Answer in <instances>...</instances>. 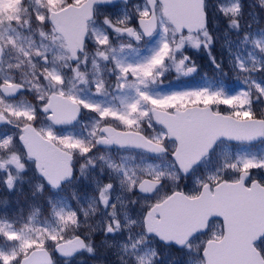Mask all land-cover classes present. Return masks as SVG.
Listing matches in <instances>:
<instances>
[{
	"label": "snow or ice",
	"instance_id": "snow-or-ice-1",
	"mask_svg": "<svg viewBox=\"0 0 264 264\" xmlns=\"http://www.w3.org/2000/svg\"><path fill=\"white\" fill-rule=\"evenodd\" d=\"M249 7L0 0V189L30 199L27 216L0 200V264H264V0Z\"/></svg>",
	"mask_w": 264,
	"mask_h": 264
},
{
	"label": "rangeland",
	"instance_id": "rangeland-1",
	"mask_svg": "<svg viewBox=\"0 0 264 264\" xmlns=\"http://www.w3.org/2000/svg\"><path fill=\"white\" fill-rule=\"evenodd\" d=\"M254 2L256 3L257 7L256 8H250L249 7V8L246 9V11H248V12H258L259 11V0H245V3L247 5H251ZM255 27H257V25L254 24L253 25V28H255ZM216 47L217 48H214L213 53L215 55L219 56L223 52V49H221L219 43L216 45ZM190 54L193 55V58L200 65L201 74H203L204 72H207L209 75L212 74L211 66L208 63V59H207V54L206 53L193 51ZM174 77H175V73H172V74H170L168 76V79L169 80H172L174 82L175 81ZM196 79L199 80V77H197ZM231 79L234 81L235 80V77L233 76V77H231ZM260 107L264 108V106H260ZM23 197H25V196L23 195ZM1 198L3 200L4 199H7L9 201V204L7 206L9 211H11V212H17V211H19L22 208L23 211H24V215L25 216L28 215L30 199L29 200H26V201H25V199H22L23 201H21V203L19 205L15 201V198L13 197L12 193L11 192H6V191L3 192V196ZM0 207H3V206H0ZM46 214L47 213H45V215ZM98 239L99 238H97V242H98ZM108 259H115V257L114 256H111V254H109ZM77 260L78 261H80V260L84 261V264H100L101 255L98 253L97 254V257L93 258V257H90L88 254H84L83 256L77 257Z\"/></svg>",
	"mask_w": 264,
	"mask_h": 264
},
{
	"label": "flooded vegetation",
	"instance_id": "flooded-vegetation-1",
	"mask_svg": "<svg viewBox=\"0 0 264 264\" xmlns=\"http://www.w3.org/2000/svg\"><path fill=\"white\" fill-rule=\"evenodd\" d=\"M3 192H4V190L3 189H1L0 190V200H3L1 197L3 196ZM12 193V195H13V197L15 198V201L17 202V200H19V205H20V203H21V201H23L22 199H25V201L26 200H29V199H26V197H23V195H20V194H18V193H16V192H11ZM28 193V189H27V187L25 186V194H27ZM25 196V195H24ZM29 211V210H28Z\"/></svg>",
	"mask_w": 264,
	"mask_h": 264
}]
</instances>
